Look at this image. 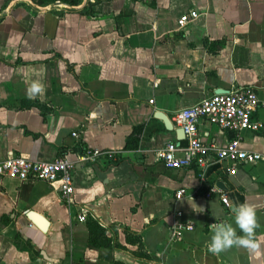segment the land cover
I'll use <instances>...</instances> for the list:
<instances>
[{
    "label": "crops",
    "instance_id": "1",
    "mask_svg": "<svg viewBox=\"0 0 264 264\" xmlns=\"http://www.w3.org/2000/svg\"><path fill=\"white\" fill-rule=\"evenodd\" d=\"M8 3L0 15V159L9 152L73 159L93 148L115 156L73 168L69 205L56 183L1 178L0 264H264V160L165 167L156 152L182 145L184 135L153 116L169 118L237 86L251 85L264 102V0H86L80 9L0 0V11ZM191 10L196 17L177 28ZM251 116L264 123V110ZM196 132L217 147L233 135L204 117ZM129 136L137 138L133 149L124 148ZM238 140L240 149L264 154V130H242ZM216 181L227 206L205 196ZM245 202L257 210L261 254L208 252L211 225L235 227L231 209ZM80 208L109 247L88 245Z\"/></svg>",
    "mask_w": 264,
    "mask_h": 264
},
{
    "label": "built area",
    "instance_id": "2",
    "mask_svg": "<svg viewBox=\"0 0 264 264\" xmlns=\"http://www.w3.org/2000/svg\"><path fill=\"white\" fill-rule=\"evenodd\" d=\"M191 10L176 19V27L181 28L186 22L196 17ZM152 99L148 100L151 103ZM260 108L264 110V102L260 101L251 85L237 86L224 92L211 93L201 98L191 106L174 110L169 115L171 124L182 129L184 143L168 142L156 152L157 158L165 167L182 168L190 165L200 169L211 159L228 160L232 164L240 162H254L264 160V154L254 150H243L238 147L239 132L242 130H264V123L252 119V112ZM204 117L208 122L220 128L230 130L233 135L220 147L207 145L197 136L196 120ZM76 137V132H71ZM98 156L112 160L115 156L113 150L97 148L84 149L77 152L73 159L65 155L57 156L48 161L33 160L21 155L7 153L0 159V179L12 178L19 181H41L46 184H57V192L67 205L73 203L72 199V170L76 165L94 162ZM183 189L175 190V197H180ZM216 194L219 200L228 205L225 194L215 185L211 184L205 196ZM177 214H179L177 212ZM85 209L80 208L77 219H85ZM184 228H190L185 224Z\"/></svg>",
    "mask_w": 264,
    "mask_h": 264
},
{
    "label": "clouds",
    "instance_id": "3",
    "mask_svg": "<svg viewBox=\"0 0 264 264\" xmlns=\"http://www.w3.org/2000/svg\"><path fill=\"white\" fill-rule=\"evenodd\" d=\"M35 89L36 86L34 85ZM192 210L197 213H203L205 209L196 205L192 198L189 201ZM235 227L227 221L213 223L211 225L212 236L207 244V251L213 255L232 248H243L259 256L261 254V241L256 238V229L260 226L257 218V210L251 204L245 202L232 207ZM237 229L240 233L237 234Z\"/></svg>",
    "mask_w": 264,
    "mask_h": 264
},
{
    "label": "water",
    "instance_id": "4",
    "mask_svg": "<svg viewBox=\"0 0 264 264\" xmlns=\"http://www.w3.org/2000/svg\"><path fill=\"white\" fill-rule=\"evenodd\" d=\"M23 1L27 2L29 5H31L33 8H36V9H49L50 7H53V6L54 7L64 8V9H80L86 3V0H79L76 4H69V3H66V2H63V1H60V0H55V1L50 2L49 4H46V5H43V6H39L36 3H34L32 0H23ZM9 3L6 6V8H4L2 11H0V15H3V14H5L7 12L8 7H9ZM153 116L155 118H158L159 120L162 121L164 128L170 129V130L172 129V124L169 121V118L163 112L155 111L153 113ZM174 132H175V135L177 136V138H181L183 136L182 129H180V128L174 129ZM215 184H216L215 186H217L219 188H221V187L223 188L222 182L216 181ZM28 215L31 216V217L34 216L33 213H31L30 211L28 212ZM36 217L41 222L45 223V220L43 218L38 217V216H36Z\"/></svg>",
    "mask_w": 264,
    "mask_h": 264
},
{
    "label": "trees",
    "instance_id": "5",
    "mask_svg": "<svg viewBox=\"0 0 264 264\" xmlns=\"http://www.w3.org/2000/svg\"><path fill=\"white\" fill-rule=\"evenodd\" d=\"M67 1V0H63ZM69 2L75 3L77 0H68ZM136 136H129L124 144V148L133 149L136 147ZM82 152L83 149H78ZM85 227L88 232V245L103 248L109 247L108 239L104 236V229L100 227L92 218L85 216ZM120 264V263H115Z\"/></svg>",
    "mask_w": 264,
    "mask_h": 264
}]
</instances>
